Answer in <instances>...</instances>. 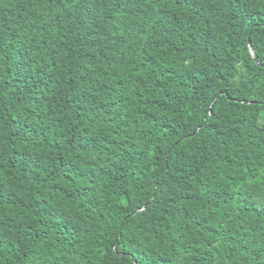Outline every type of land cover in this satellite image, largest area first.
<instances>
[{"label": "trees", "instance_id": "obj_1", "mask_svg": "<svg viewBox=\"0 0 264 264\" xmlns=\"http://www.w3.org/2000/svg\"><path fill=\"white\" fill-rule=\"evenodd\" d=\"M0 264H264V0H0Z\"/></svg>", "mask_w": 264, "mask_h": 264}, {"label": "water", "instance_id": "obj_2", "mask_svg": "<svg viewBox=\"0 0 264 264\" xmlns=\"http://www.w3.org/2000/svg\"><path fill=\"white\" fill-rule=\"evenodd\" d=\"M250 52H251V55L254 57V52H253V49L250 47Z\"/></svg>", "mask_w": 264, "mask_h": 264}]
</instances>
